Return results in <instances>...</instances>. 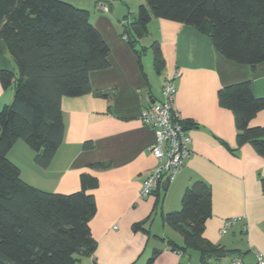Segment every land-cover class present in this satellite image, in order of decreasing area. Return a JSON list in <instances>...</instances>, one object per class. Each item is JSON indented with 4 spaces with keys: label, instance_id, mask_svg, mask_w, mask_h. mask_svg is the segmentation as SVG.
Returning a JSON list of instances; mask_svg holds the SVG:
<instances>
[{
    "label": "crops",
    "instance_id": "obj_1",
    "mask_svg": "<svg viewBox=\"0 0 264 264\" xmlns=\"http://www.w3.org/2000/svg\"><path fill=\"white\" fill-rule=\"evenodd\" d=\"M66 1L90 11L91 22L110 47L109 66L90 73L89 93L62 98L65 134L47 168L37 164L36 153L23 140L8 157L26 182L49 192L80 190L82 172L98 178L99 185L89 190L97 203L90 223L97 248L77 264H147L155 250L160 253L153 264H201L198 250L181 253L171 245L183 244V239L165 222L166 214L181 209L183 193L197 180L206 182L212 194L204 236L226 253L210 258V264H237L249 250L264 256V156L250 143H237L234 113L218 101L221 87L247 80L253 94L263 97L264 61L255 67L231 61L196 28L160 18L150 21L149 33L136 44L139 54L122 34L146 0ZM155 43L164 60L160 71L154 65ZM1 69L17 71L7 49L0 51ZM177 70L174 107L188 122L192 154L167 187L162 184L140 197L143 181L159 165L151 151L155 131L140 114L161 100L166 77ZM15 88V83L5 88L0 81V110L13 101ZM251 124L264 125V109ZM231 219L237 221L222 233ZM142 221L144 228L136 230Z\"/></svg>",
    "mask_w": 264,
    "mask_h": 264
},
{
    "label": "trees",
    "instance_id": "obj_2",
    "mask_svg": "<svg viewBox=\"0 0 264 264\" xmlns=\"http://www.w3.org/2000/svg\"><path fill=\"white\" fill-rule=\"evenodd\" d=\"M153 18L196 28L236 63L255 67L264 61V0H146L122 34L139 54L136 44L149 33ZM0 40L17 67L16 73L1 69L0 81L5 88L19 84L13 101L0 110V264H77L97 248L90 224L97 203L89 190L99 185L98 178L82 172L80 190L45 191L22 178L8 153L23 140L39 166L50 165L65 134L62 98L91 91L90 73L109 66L110 47L90 11L66 0H0ZM152 47L160 71V46ZM218 101L234 113L237 143H250L264 156V125L251 124L264 109V96H255L247 80L221 87ZM261 181L264 190V177ZM211 215V189L203 180L186 188L180 210L165 215L183 239L171 245L181 253L198 250L201 264L224 250L204 236ZM145 222L134 228L143 229ZM159 253L155 250L147 264Z\"/></svg>",
    "mask_w": 264,
    "mask_h": 264
},
{
    "label": "built area",
    "instance_id": "obj_3",
    "mask_svg": "<svg viewBox=\"0 0 264 264\" xmlns=\"http://www.w3.org/2000/svg\"><path fill=\"white\" fill-rule=\"evenodd\" d=\"M101 9L108 11V7L101 5ZM126 39V37H124ZM180 72L177 70L166 77L162 87L161 100L146 105L140 114L144 125L155 131V141L151 151L158 159V167L143 181L140 197L153 194L165 181H173L177 172L186 164L192 152L190 150L191 136L186 125L175 109L177 87L176 79ZM237 219L227 220L221 230L226 233ZM256 255L257 264H264V256L252 251ZM243 257L236 260L242 264Z\"/></svg>",
    "mask_w": 264,
    "mask_h": 264
},
{
    "label": "water",
    "instance_id": "obj_4",
    "mask_svg": "<svg viewBox=\"0 0 264 264\" xmlns=\"http://www.w3.org/2000/svg\"><path fill=\"white\" fill-rule=\"evenodd\" d=\"M5 49H6L5 42L3 40H0V51L5 50ZM16 87H19L18 83L16 84ZM168 184H169V180L166 179L163 186L167 187ZM224 256H226V253H220L218 255V257H224ZM242 262H243V264H257L255 253L250 252V253L246 254L245 256H243Z\"/></svg>",
    "mask_w": 264,
    "mask_h": 264
},
{
    "label": "rangeland",
    "instance_id": "obj_5",
    "mask_svg": "<svg viewBox=\"0 0 264 264\" xmlns=\"http://www.w3.org/2000/svg\"><path fill=\"white\" fill-rule=\"evenodd\" d=\"M70 2V1H69ZM77 6V5H76ZM169 229V231H172V230H170V228H168ZM241 235V234H240ZM243 239H245V236H243ZM229 257V256H228Z\"/></svg>",
    "mask_w": 264,
    "mask_h": 264
}]
</instances>
